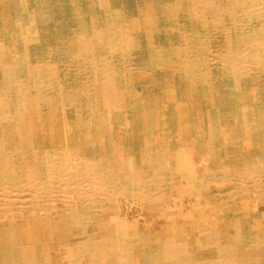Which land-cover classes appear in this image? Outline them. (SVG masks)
<instances>
[{
  "label": "bare ground",
  "instance_id": "6f19581e",
  "mask_svg": "<svg viewBox=\"0 0 264 264\" xmlns=\"http://www.w3.org/2000/svg\"><path fill=\"white\" fill-rule=\"evenodd\" d=\"M0 264H264V0H0Z\"/></svg>",
  "mask_w": 264,
  "mask_h": 264
}]
</instances>
